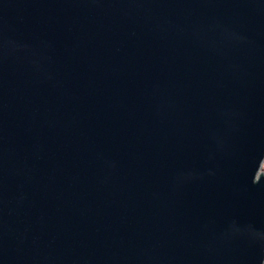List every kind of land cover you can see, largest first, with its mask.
<instances>
[{
	"label": "water",
	"instance_id": "obj_1",
	"mask_svg": "<svg viewBox=\"0 0 264 264\" xmlns=\"http://www.w3.org/2000/svg\"><path fill=\"white\" fill-rule=\"evenodd\" d=\"M264 0H0V264H264Z\"/></svg>",
	"mask_w": 264,
	"mask_h": 264
},
{
	"label": "rangeland",
	"instance_id": "obj_2",
	"mask_svg": "<svg viewBox=\"0 0 264 264\" xmlns=\"http://www.w3.org/2000/svg\"><path fill=\"white\" fill-rule=\"evenodd\" d=\"M261 175H264V162H263V167L261 168Z\"/></svg>",
	"mask_w": 264,
	"mask_h": 264
}]
</instances>
